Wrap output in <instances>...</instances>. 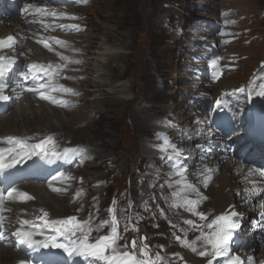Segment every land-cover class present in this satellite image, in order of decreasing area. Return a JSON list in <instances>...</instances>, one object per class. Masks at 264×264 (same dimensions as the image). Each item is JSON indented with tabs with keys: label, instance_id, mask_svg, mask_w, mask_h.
<instances>
[{
	"label": "rangeland",
	"instance_id": "1",
	"mask_svg": "<svg viewBox=\"0 0 264 264\" xmlns=\"http://www.w3.org/2000/svg\"><path fill=\"white\" fill-rule=\"evenodd\" d=\"M148 1L149 6L144 7L142 0H88L86 4L77 0L78 5L69 11L74 28L67 50L72 56L74 54L73 63H70L73 66L62 74L61 84L64 82L65 88L78 94L57 91L51 98L63 103H35V108L39 109L37 116L41 114L40 105L44 104L47 111L51 112L53 108L58 111L61 120L49 116L45 121L30 119L33 121L24 123L20 119L16 125L1 126L8 114L15 113L16 107L0 117V132L29 134L35 129L39 135L28 138L30 143H40L50 137V145L56 149H79L80 162L74 163L76 168L72 177L65 181L68 192L60 193L64 204L55 205L57 212L62 213L64 206L69 204L72 206L69 214L74 212L82 219H91L94 226L101 217L104 227L92 231L95 237H100L111 231L113 212L110 210L114 209L119 222L118 243L121 251H129L130 240H141L140 235L133 233L128 241L129 229L121 230L129 222L132 208V213H139V217L134 216L131 221L144 222L140 229L151 243L153 240L156 254L165 258L166 264H192L184 256L191 242L187 246L180 242L186 234L183 229H189V226L184 214L176 212L181 207L173 209L174 196L169 195L167 180L163 181L164 177L162 181L158 180L155 196L148 205L139 203L150 188L153 192L152 183L160 177L159 173L155 175L151 171L156 156L145 153V137L148 141L153 140L157 129L162 128L160 124L169 120L185 126L198 117L207 122L212 108L206 115L203 110L202 115L201 105L216 101L224 92L249 84L264 68V0ZM28 4L34 9L41 6L36 1ZM63 9V6H54L46 10L60 15L67 12ZM44 17L38 15L34 26L45 27L41 24ZM50 19L53 20L51 16ZM34 21V17H23L26 32L28 24ZM11 22L8 21L10 26ZM58 25L51 22L50 32L56 33ZM37 46L41 48L40 44ZM42 53L43 50L39 52ZM193 56L196 57L193 59ZM52 58L64 61L61 56ZM214 68L218 75L215 78L211 76ZM118 101L128 103L118 104ZM144 111L151 120L145 133L139 129L143 124L135 119L136 114ZM143 121L146 124L145 119ZM62 123L72 126L66 131L40 134L51 125L60 128ZM205 125L207 123L196 132L204 131ZM189 128L192 135L194 129L190 125ZM178 140L177 144L184 143ZM187 143L191 144L190 141ZM144 159L149 161L146 171L140 165ZM114 164L119 171L117 174L111 173ZM139 181L143 183L140 189L137 187ZM70 195L74 202H69ZM132 196L136 197L137 206H134L135 202L132 204ZM24 200L32 203L25 211L27 215H31L34 208L38 209L36 201ZM166 200L170 202L169 206H166ZM48 211L52 214V210ZM176 215L183 218L182 223H178ZM48 217L55 220L50 214ZM179 224H184V228L178 227ZM125 243L129 245L127 249L123 248ZM179 254L181 258L177 262L169 260Z\"/></svg>",
	"mask_w": 264,
	"mask_h": 264
},
{
	"label": "snow or ice",
	"instance_id": "2",
	"mask_svg": "<svg viewBox=\"0 0 264 264\" xmlns=\"http://www.w3.org/2000/svg\"><path fill=\"white\" fill-rule=\"evenodd\" d=\"M80 3L86 4L88 0H79ZM26 12L32 11L34 14H39L41 16L51 15L54 18H60L59 14L56 12H48L44 8H35L32 10L26 9ZM74 18V17H73ZM45 27H47L45 25ZM9 41H13V37L9 36L7 38ZM3 42H0L2 44ZM57 44H62V41L56 40ZM45 48L51 50L49 44H44ZM61 59H65L61 57ZM13 61L9 60L7 64L4 63V58L0 57V80H3L7 74V70L11 67ZM214 66V65H213ZM29 73H43L44 76L48 77L46 83L37 82V76L33 75L32 79L35 82V87L28 88L30 92H37L41 100H47L52 103H63L58 102L52 99L49 95H45L44 92L39 91L40 89H47L52 92H63L71 93L77 95L78 93H72L70 89L63 87H56L52 84V79L58 74V69H53L51 65L45 68L42 65L31 64L28 66ZM3 85L0 84V91L3 90ZM261 90L257 93L259 96H264V85L260 86ZM241 93L244 92V89H239ZM249 97H251V92H249ZM6 97L0 96V100H4ZM216 107H221V101H217ZM9 141L15 142L24 148L25 151L20 155L19 159H15L12 165L3 164V157L0 156V169L5 167H11L15 164L21 163L25 158L31 159L33 155H44L45 157L51 155L53 158L59 159L60 156L55 151H51L46 148V145L51 142L49 137L47 140L41 141L32 146L25 145L23 141L15 140V138H8ZM69 152L77 153V150L69 149L65 150L64 155L67 156ZM80 154V153H77ZM174 155L179 157L178 150H174ZM171 159V157H170ZM261 175H264V170L261 171ZM186 187H192L191 185H186ZM54 191L56 189H53ZM8 195L11 196L12 193L8 192ZM24 198L32 199V197L27 196V194L21 193ZM185 206L187 210L193 212V214L199 217V220H207V216L203 212H196L195 209L198 206V201L186 200ZM113 212L110 221L111 232L108 235H102L95 240L94 243H90V236L93 231L88 222H79L76 217H69L64 220H52L47 219V213H44V216L41 218L43 221V227L50 229L55 235L46 236L43 241H35L32 239L34 235H42L43 233L39 232H29L24 230H18L14 233L18 242L21 245H26L29 248H32L36 245L41 247H54L57 249H62L68 257H81L85 261L91 262V264H161L162 258L157 253L154 256L149 252L148 245L142 244L140 246V255L137 256L135 249L137 248L136 240L131 241L132 251H121V246L118 241L120 235L118 232L119 222L115 215V210H110ZM239 214L236 212H230L226 214H220L215 216L207 224H198L192 220H186L185 223L189 226L199 229L201 232L200 237L198 238L203 243L204 250L199 252L201 257H208V264H213V261L217 258L226 257V264H242V260L239 256H229V246L230 242L233 239V234L236 230L239 229L240 224L236 217ZM21 225H28L29 227L35 228L38 225L32 224V222L24 220L21 221ZM208 229L209 231H204ZM97 230H100L99 228ZM134 231L136 229H133ZM63 237L64 243H60L57 237ZM143 239V238H142ZM179 240V237H176ZM191 247L192 251H196V248L191 244L188 245ZM129 247L128 243L123 245V248L127 249Z\"/></svg>",
	"mask_w": 264,
	"mask_h": 264
},
{
	"label": "bare ground",
	"instance_id": "3",
	"mask_svg": "<svg viewBox=\"0 0 264 264\" xmlns=\"http://www.w3.org/2000/svg\"><path fill=\"white\" fill-rule=\"evenodd\" d=\"M34 1H37V0H34ZM148 6H149L148 0H145L144 7H148ZM60 13H62V12H60ZM39 22H40V19H39ZM53 24H56V23H53ZM8 27L9 28L3 27V29L0 30V38H5V37H7L8 35H10L12 33L13 34L16 33V32L19 33V32H21L22 28H24L23 23L20 22V21H13V22H11V26H8ZM17 27L18 28L21 27V28L20 29H15ZM32 30L37 32V33L44 34L38 28L37 29H32ZM47 35L51 39L53 37L55 41L59 40V38H61V35H57L56 33L55 34L48 33ZM39 44L38 43L35 44V45L33 43L30 44V46H28L27 51L28 52L31 51L35 55L39 54V52L41 51L40 46H37ZM34 54H31V55L34 56ZM114 60H117V57H115ZM50 61H51V64L54 63L55 65H59L60 63L63 62L62 60H60V58H51ZM39 64H41V63H39ZM72 66H71V68H72ZM255 77L256 78H254V80L251 82V98L254 101L255 110H256V117L260 120V123H264V96L257 95V93L261 90L260 86L264 85V82H263V80H264V69H262L258 74H256ZM65 99H67V98H64V100ZM117 103L118 104H124L125 101H118ZM127 103L128 102H126L125 104H127ZM52 105L53 104L51 103L50 106L52 107ZM35 106H36L35 103L33 101H31L30 99L25 100L20 106H18L16 108L17 110L15 111V113H10V115L8 114V117H6L5 121L3 122V124H1V126L6 127L7 125H13V124L16 125L17 123H19L20 119L24 123L26 121H33V120H30V119H34V120L35 119H40L39 121H45L47 118H49V116H51L52 118H54L56 120H61L60 119L61 117H58L59 116L58 111L54 110L53 107H52L53 109H52L51 112L47 111L48 109L45 107L44 104L40 105L41 114H40V116H37V112L39 111V109H36ZM223 109H224L225 112L228 111L225 108H223ZM147 113L148 112L144 111L142 113H138V115L136 114V116H135V119H136L137 123L143 124V125H141L139 127V129L143 133L147 132L148 129L150 128V125H151L150 124L151 120L149 119L150 117L148 118V116H146ZM142 115H143V118H142ZM144 119L146 121V124L143 121ZM71 122H72V120H71ZM71 126H72L71 124H65V123H62L60 128L55 126V125H51V126L46 127V128L44 127L45 130H43L40 134H50V133H55V132H60V131H66ZM170 127H171V125L167 126V128H170ZM164 128H166V125H162V128H160L159 130H163ZM34 130L29 133V137H32L33 135H38L39 134L38 131H34ZM251 132H252V134H255V133L264 134V131L262 129H260V127H255ZM0 137H2V138H0V149H3L4 151L9 152L10 151L9 148H11L12 156H15L16 159H18V157H20V155L24 153V151H25L24 148L20 147V145L16 144L15 142L9 141L8 138L11 137V138H15V140L23 141V140H25V138H27V134L26 133H23V132L18 133L16 131L11 132V133L10 132L9 133L0 132ZM261 138L263 139L264 137L262 136ZM261 138H259V139L262 141ZM159 140H160L159 138H156L155 142L153 140L148 141L146 139V137H145V145H146L145 153L152 155V157H154L156 155H162L165 152L166 149L161 148L160 143L157 142ZM23 142H26V141H23ZM95 149H98V147L95 146ZM259 151L260 150L257 149V150H255V153H258ZM159 152H160V154H158ZM93 154H94V152H93ZM221 160H223V162L225 163L224 164V169H223V172H222L223 174L214 183H211L212 185L208 187L207 192L204 194L206 196L204 198V201H207L206 198L207 199L211 198L209 200L210 202L208 204H204L203 203V205H200L198 207V211H196V212H203L205 215H209L211 220L215 216L220 215V214H226V213H230V212L238 213L237 211L231 210L229 208V206L232 205L234 203V201H238L239 200V196L243 193L244 190L248 194L250 193V187L249 186L245 187L244 189H240L239 190L238 187H240V182H238L239 178L235 175L234 167H233L234 161L233 160L231 161V157L228 158L227 156L222 155L221 156ZM230 161H231V163H230ZM167 162H169V161H167ZM176 165H175V169H177ZM177 172H175L176 173L175 177H176V179H181V181H184L182 179L185 178V177H188V175L192 179H197L193 175L192 172H190V173H182L181 175L183 176V178ZM240 179H242V178H240ZM195 181H197V180H195ZM61 185H65V184H61ZM23 189H24V191H23ZM23 189H20V191L18 190V193L19 194H21V193H24V194L25 193H29V194H31V197H32L31 200L32 201H36L38 209L45 208L46 210H52V216L54 218H56V217H60V218L65 217L66 215H69V213L72 210V206L67 204L66 206H64V210H63L62 213L57 212L55 205H62V204H64V201L61 200V198H60L61 195L60 194H50L45 187L34 186L33 184H27V185H24ZM173 190L178 191L177 189H173ZM63 191H64V188H63ZM195 191L196 190L194 188H188L187 191H186V195H185V197L183 199H181L182 197L179 196V195H177L179 197H176L175 199H177L178 201H181L180 203L183 202L184 207H186L185 206L186 200L197 201V199L199 198V195ZM170 197H171V195H170ZM23 198H24V196H22L21 199H23ZM177 203H179V202H177ZM36 204H33V205L35 206ZM31 205H32L31 201L29 202V201H25L23 199L20 202H17L16 210L18 212L27 214V212H25V211H28L29 210L28 207L31 206ZM9 207H10V205H9ZM181 210H182V208H181ZM171 212H173V211H171ZM2 215H3V212L0 214V216H2ZM20 216L23 217V215H20ZM196 217H197L196 220H197L198 224H201V225L207 224L206 220L205 221H201V220H199L198 216H196ZM236 219L240 223V219L241 218L239 216H237ZM205 231H209V230H205ZM193 232L194 231H192V230L187 231L186 235L184 236V240H182L181 243L183 241L189 240V238L191 237ZM194 244H195L196 251L186 250L185 251L186 254L184 253V256H185L186 260L191 261L194 264H204L205 260L202 259V258H199L197 256L198 252L204 250L203 243L199 240L198 242H195ZM181 250L183 251L184 249H181ZM176 252H177V250H176ZM258 255H259L260 258H263L264 257V249L259 251ZM137 256H139L138 253H137ZM14 259H15V255L13 253H11L9 250L4 249V248H2L0 246V264H14V262H13Z\"/></svg>",
	"mask_w": 264,
	"mask_h": 264
},
{
	"label": "water",
	"instance_id": "4",
	"mask_svg": "<svg viewBox=\"0 0 264 264\" xmlns=\"http://www.w3.org/2000/svg\"><path fill=\"white\" fill-rule=\"evenodd\" d=\"M149 2V1H148ZM145 0H142V5L144 6Z\"/></svg>",
	"mask_w": 264,
	"mask_h": 264
}]
</instances>
